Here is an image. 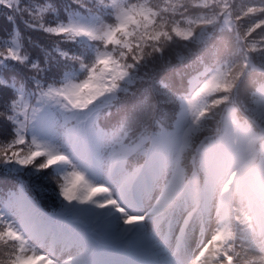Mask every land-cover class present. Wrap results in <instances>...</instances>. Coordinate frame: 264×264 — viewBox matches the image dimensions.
<instances>
[{
	"label": "clouds",
	"instance_id": "clouds-1",
	"mask_svg": "<svg viewBox=\"0 0 264 264\" xmlns=\"http://www.w3.org/2000/svg\"><path fill=\"white\" fill-rule=\"evenodd\" d=\"M0 7V264H264V0Z\"/></svg>",
	"mask_w": 264,
	"mask_h": 264
},
{
	"label": "snow or ice",
	"instance_id": "snow-or-ice-1",
	"mask_svg": "<svg viewBox=\"0 0 264 264\" xmlns=\"http://www.w3.org/2000/svg\"><path fill=\"white\" fill-rule=\"evenodd\" d=\"M5 7H11V5H8L5 3ZM7 19L12 21L13 19H15V17L9 16ZM12 55L17 60L21 59L19 56L16 55L15 51H12ZM87 86H88L87 84L84 85V87H87ZM19 163L26 164V163H28V161L27 160H21V161H19ZM8 205H9V207L17 210V212L22 216L25 223L29 227H32V228L38 227L33 221V217L35 216V212L32 208V205L22 191H17V192L11 193L9 196V199H8ZM136 219H137V217H135V216H129L127 218V222L131 223L132 221H134ZM0 222L7 223L6 221L3 220L2 216H0ZM9 234H13V230H12L10 225H9ZM21 251H23V247H21ZM26 259L31 260V259H33V257L25 258L22 255L17 256L18 264H25Z\"/></svg>",
	"mask_w": 264,
	"mask_h": 264
}]
</instances>
